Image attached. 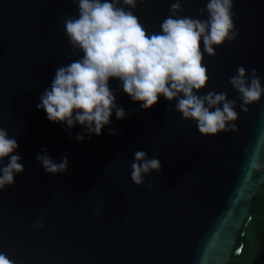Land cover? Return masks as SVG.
Returning <instances> with one entry per match:
<instances>
[{"label":"water","instance_id":"water-1","mask_svg":"<svg viewBox=\"0 0 264 264\" xmlns=\"http://www.w3.org/2000/svg\"><path fill=\"white\" fill-rule=\"evenodd\" d=\"M137 2L134 14L152 33L161 31L175 0ZM207 2L185 0L179 15L206 19L198 10ZM233 12L239 36L215 48V57L204 53L209 83L198 95L214 90L235 99L237 132L203 137L175 111V101L160 97L141 110L111 79L127 115L118 121L113 112L102 134L89 138L80 125L69 134L37 109L57 68L82 56L73 54L64 27L78 16L76 5L0 0V127L16 138L13 154L24 167L0 191V252L14 264H236L240 233L248 234L264 190V174L246 175L251 155L258 151L264 162V96L245 114L229 77L238 66L249 75L256 68L264 87V0H234ZM42 148L57 163L66 156L67 171L46 173L36 159ZM138 150L162 166L139 187L131 180Z\"/></svg>","mask_w":264,"mask_h":264},{"label":"clouds","instance_id":"clouds-1","mask_svg":"<svg viewBox=\"0 0 264 264\" xmlns=\"http://www.w3.org/2000/svg\"><path fill=\"white\" fill-rule=\"evenodd\" d=\"M71 2L76 5L78 16L68 17L64 27L73 54L80 52L82 56L75 60L69 57V63L57 68L51 87L40 96L37 109L46 113L49 122L66 125L69 134L78 124L86 129L89 138L99 137L110 125L113 112L118 121L127 115L117 105L109 86V81L116 79L131 101L139 103L141 110L151 109L160 97L175 101V111L185 121L195 122L203 137L238 131L235 99L229 100L225 92L214 90L198 95L209 83L204 53L215 57V48L239 36L234 24V0H208L198 10L200 17L207 13L206 19L179 15L184 11L185 0H175L169 16L160 24L161 31L152 33L134 14L137 0ZM229 83L239 94V107L245 114L250 105L264 96L256 68L249 75L243 66H238ZM109 135L115 136L118 132L111 130ZM76 139L83 142L84 136L77 134ZM18 147L16 138L0 127V191L13 185L15 175L24 171L21 157L13 154ZM41 153L36 159L46 173L58 175L67 171L66 156L57 163L46 148ZM161 168L158 158H149L145 151L138 150L131 165V180L139 187L144 184L145 176L158 173ZM255 174H264V162L258 151L247 162V177ZM252 220L250 216L248 223ZM34 227L42 228L43 224L37 222ZM240 236L243 243L237 248L236 256L244 252L247 232H241ZM0 264H14V261L0 252Z\"/></svg>","mask_w":264,"mask_h":264},{"label":"trees","instance_id":"trees-1","mask_svg":"<svg viewBox=\"0 0 264 264\" xmlns=\"http://www.w3.org/2000/svg\"><path fill=\"white\" fill-rule=\"evenodd\" d=\"M236 264H264V190L256 195L244 252L237 257Z\"/></svg>","mask_w":264,"mask_h":264}]
</instances>
